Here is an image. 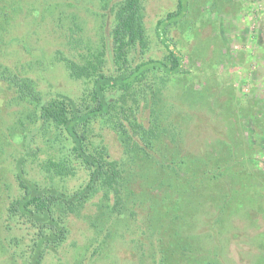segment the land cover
I'll list each match as a JSON object with an SVG mask.
<instances>
[{
	"label": "trees",
	"instance_id": "1",
	"mask_svg": "<svg viewBox=\"0 0 264 264\" xmlns=\"http://www.w3.org/2000/svg\"><path fill=\"white\" fill-rule=\"evenodd\" d=\"M146 1L98 0L96 15L106 29L97 32L96 44L82 41L76 28L66 33L73 52L57 48L53 58L70 78L84 82L79 96L42 93L33 78L0 63V83L12 93L1 107L5 111L0 121L15 124L0 133V157L13 160L15 187L5 193L0 220L9 230L24 228L21 239L26 241L20 250L21 235L10 239L8 264L18 259L21 264H47L51 255L59 260L58 250L71 239L65 264L90 262L119 238L117 229L128 236L142 260L139 264H244L237 258L240 251L235 258L230 254L228 242L236 245L253 235L264 245V172L251 169L258 160L248 149L242 132L246 127L240 123L245 114L253 113L252 103L229 93L224 115L219 114L220 101L212 98L211 107L218 112H212L217 136L207 138L208 128L200 132L194 127L197 104L190 102L205 88L168 86L170 77L185 72L184 55L169 33L187 12V0H176V7L155 21L153 32L165 50L160 58L144 57L151 43ZM11 4L0 5V46L2 30L16 18L11 13L17 5ZM176 90L184 96H176L177 104L163 97L166 93L173 100ZM257 119L258 132L264 116ZM104 129L115 134L123 157H113L103 140L95 139ZM12 141L16 149L6 147ZM208 141L215 145L204 155ZM181 143L187 146L185 152ZM137 159L146 162V168L156 164L151 173L162 176L160 193L154 191L153 178L138 172ZM34 161L44 181L28 176L27 167ZM78 171L84 173L78 184L60 182ZM87 206L94 215L88 221L93 234L85 241L69 238L70 221L83 218ZM118 245L116 241L113 248Z\"/></svg>",
	"mask_w": 264,
	"mask_h": 264
},
{
	"label": "rangeland",
	"instance_id": "2",
	"mask_svg": "<svg viewBox=\"0 0 264 264\" xmlns=\"http://www.w3.org/2000/svg\"><path fill=\"white\" fill-rule=\"evenodd\" d=\"M13 1L15 0H0V5L5 2V5L10 6ZM175 3L176 0L146 1L144 18L151 43L144 57L160 58L165 53L164 47L155 37L153 27L156 19L176 7ZM99 5L98 0H18L13 5L16 6V10L11 13V17H16L15 21H11L10 24L8 22L6 27L4 26L5 30H2L4 43L0 46V63L10 67L13 72L33 78L42 93L52 90L79 96L84 82L72 79L67 75L64 65L53 58L54 51L58 48L66 54L73 52L69 49V39L66 37V33H71L72 28L78 29L76 36H81L82 41L90 40L91 44L98 43L97 32L103 28L104 31L106 29V27H100L103 21L96 15L100 12ZM187 6L184 17L171 27L169 33L184 55L185 72L170 77L168 86L175 85L187 90L192 85L199 88L202 84L205 88L201 92L202 96L198 93L197 100L194 96L190 103L196 102L194 104H197L198 116L194 119V127L200 132L208 128V132H210L206 134L207 138L217 136L213 132L216 119L214 113L217 111H213L214 108L211 107L215 106L211 103L212 98L221 102L218 104L220 108H223V111L219 114L224 115H227L229 111L227 107L230 105L228 102L229 93L236 98L244 96L250 100L253 113L245 114L240 123L246 127V129H242V132L244 139L248 141V149L250 147L252 157L258 160L257 167L253 166L251 169L256 172L259 168L264 172V127L258 132L254 131V123L259 122L257 118L264 116V0H187ZM60 12L63 15L66 14L67 17L63 18ZM4 24L5 22H2L1 26ZM48 83L53 87H48ZM209 87H211L210 90H208ZM175 93L173 100L166 93L163 94V97L168 98L170 102L173 101L171 103H174L177 98L184 97L179 94L178 90ZM11 96L10 89L4 83H0V112L5 111L1 107L11 99ZM169 100L167 101L169 102ZM185 102L188 100L185 99ZM187 110L188 108L185 109V111ZM191 114L192 112L187 116L190 117ZM5 123L8 122L5 121ZM5 123L0 121V133H6L9 127L13 129L15 125L13 123L12 126H9ZM260 124L263 125L262 122ZM254 133L256 134L254 135ZM100 134L101 136H96L95 139L103 140L113 157L124 156L120 144L111 130L104 129L102 132L100 131ZM208 142L203 152L204 155H209V151L213 150L215 145L211 141ZM10 143L9 146H6L7 148H17L18 144H14V141ZM181 145L185 146L184 143ZM186 148L187 146L183 149L184 152ZM156 154L160 155V152H156ZM33 163V167L31 165L27 167V170L30 169L28 176L39 181L43 180L42 172L36 161ZM135 165L141 166L138 171L140 174H147L153 178L154 181H151L154 184V191L160 193L161 187L157 184L162 176L159 173L156 176L151 173L157 168L156 164L152 162L146 168L147 163L137 159ZM13 173V160L8 158V155H2L0 157V208L4 203L5 193L7 194L15 188L13 187ZM83 176L84 173L78 171L75 175L67 176L65 181L60 182L71 187L78 184ZM257 178L261 181L260 179L263 177L258 175ZM134 180L140 181L137 177ZM6 188L8 189L6 190ZM82 212L83 218L73 217L74 222L70 221L72 233L69 238L85 241L93 234L88 221L94 215L89 206ZM24 231V228L18 230L16 226H12V229L9 230L5 227L3 220H0V264H8L7 260L10 259L12 251L10 239L13 236L20 237L21 235L18 247L20 250L25 248L26 241L21 239ZM116 235L119 237L117 240L115 239L119 242L117 249L113 248V244L115 245L116 242L114 240L109 247L106 245L103 248L101 255L93 257L92 261L89 262L85 259L75 264H139L142 260L136 256L138 253L128 240V236H123V233L118 229ZM257 239L253 235L246 236L242 243L239 240V242L235 241L236 245L228 242L227 248L234 258L237 257V251H240L241 255L237 258L242 257L244 264H257L261 260L264 261V245L257 244ZM71 240L58 250L61 258L54 261L51 255L48 257L47 264H65V258L73 248ZM146 257L147 255L143 257L145 262H147ZM170 258L174 259L173 256ZM21 263L20 259L15 262V264ZM67 264L70 263L67 262Z\"/></svg>",
	"mask_w": 264,
	"mask_h": 264
}]
</instances>
